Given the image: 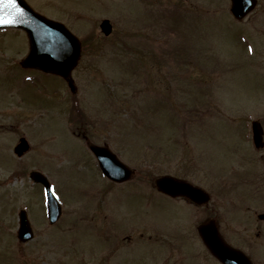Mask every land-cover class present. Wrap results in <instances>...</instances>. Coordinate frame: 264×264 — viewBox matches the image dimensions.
Returning <instances> with one entry per match:
<instances>
[{
	"label": "rangeland",
	"instance_id": "1",
	"mask_svg": "<svg viewBox=\"0 0 264 264\" xmlns=\"http://www.w3.org/2000/svg\"><path fill=\"white\" fill-rule=\"evenodd\" d=\"M26 1L89 41L72 73L88 116L83 127L100 143L108 145L110 137L136 173L105 195L106 182L68 118L67 86L55 75L21 67L27 36L0 30V264H220L195 233L207 217L218 219L222 237L253 264H264V231L258 233L255 214L264 211V181L247 190L240 178V169L264 164L241 136L251 118L264 127V70L236 36L239 26L226 0H190L199 7L182 14L176 32L167 0L159 7L155 0ZM102 18L113 24L107 37ZM92 39L100 50L94 57ZM152 78L160 85L155 91ZM22 134L30 149L18 158L12 148ZM32 169L46 175L62 205L54 226L46 219L42 187L28 176ZM164 173L202 186L211 196L208 207L152 190V179ZM21 208L34 231L26 243L15 236ZM139 231L144 238L176 240L115 245V232L123 245L125 234ZM177 241L188 251L179 252Z\"/></svg>",
	"mask_w": 264,
	"mask_h": 264
},
{
	"label": "water",
	"instance_id": "2",
	"mask_svg": "<svg viewBox=\"0 0 264 264\" xmlns=\"http://www.w3.org/2000/svg\"><path fill=\"white\" fill-rule=\"evenodd\" d=\"M232 7L238 0H232ZM19 9L20 11H17ZM0 15L7 16L15 22L0 24V27L14 26L26 31L29 40V52L22 61L25 66L37 67L45 71H52L66 76L79 55L78 40L60 23L49 20L35 13L24 0H16L15 7H7L0 11ZM101 29L108 34L111 25L108 20L101 22ZM254 126V133H258ZM28 149L27 142L22 138L14 148L17 155ZM102 171L113 179H124L128 171L114 155L103 149H94ZM30 177L41 182L45 187L48 202V216L50 222L60 215V205L52 192L47 179L37 171H31ZM156 186L171 195H185L197 203L207 201L208 195L200 188L192 186L186 181L170 176L156 179ZM198 231L209 250L223 264H250L248 258L240 251L227 246L219 237L214 222L209 221L199 226ZM18 238L25 241L32 237V230L24 210L19 213Z\"/></svg>",
	"mask_w": 264,
	"mask_h": 264
},
{
	"label": "flooded vegetation",
	"instance_id": "3",
	"mask_svg": "<svg viewBox=\"0 0 264 264\" xmlns=\"http://www.w3.org/2000/svg\"><path fill=\"white\" fill-rule=\"evenodd\" d=\"M156 1L160 3L161 0ZM185 2L186 6L191 4L190 0H185ZM244 5L245 7H239L237 9L236 17H232L235 23L239 26L236 36L252 44L253 55L251 58H254L253 61L258 65L260 70H264V51H261L264 48V0H248ZM255 42H258L257 46H255ZM244 136L245 140L252 145V133H247ZM262 143L263 145L258 148L259 150L264 149V133L262 136ZM259 226L264 227V221L259 220ZM137 235H139V237L143 236L142 233H137ZM134 236L133 233H130L123 238L130 242L131 238H134Z\"/></svg>",
	"mask_w": 264,
	"mask_h": 264
},
{
	"label": "snow or ice",
	"instance_id": "4",
	"mask_svg": "<svg viewBox=\"0 0 264 264\" xmlns=\"http://www.w3.org/2000/svg\"><path fill=\"white\" fill-rule=\"evenodd\" d=\"M15 4H16V0H0V11H2L4 8H7L9 6L15 7ZM17 11H20V10L17 9ZM14 22L15 21L13 19H10L4 15H0V24H10Z\"/></svg>",
	"mask_w": 264,
	"mask_h": 264
}]
</instances>
